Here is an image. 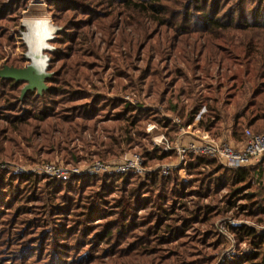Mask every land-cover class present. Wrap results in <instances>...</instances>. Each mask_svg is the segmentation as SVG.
Listing matches in <instances>:
<instances>
[{
  "label": "trees",
  "instance_id": "1",
  "mask_svg": "<svg viewBox=\"0 0 264 264\" xmlns=\"http://www.w3.org/2000/svg\"><path fill=\"white\" fill-rule=\"evenodd\" d=\"M28 1L0 0V65L27 61L16 26ZM45 2L63 27L50 41L55 48L45 51L54 73L47 90L27 91L21 100L24 82L0 79V158L21 154L37 163L58 150L76 163L68 147L75 139L103 160L135 148L145 163L174 158L152 145L143 126L156 122L171 134L179 126L107 97L104 84L158 90L168 110L181 114L188 106L183 124L205 106L198 126L214 138L228 121L234 140L245 128L264 131V0ZM215 161L188 154L187 185L176 170L46 179L1 168L0 264H212L223 241L217 218L232 210L264 219V159L253 167ZM229 229L253 249L221 264H264V230L242 223Z\"/></svg>",
  "mask_w": 264,
  "mask_h": 264
},
{
  "label": "rangeland",
  "instance_id": "2",
  "mask_svg": "<svg viewBox=\"0 0 264 264\" xmlns=\"http://www.w3.org/2000/svg\"><path fill=\"white\" fill-rule=\"evenodd\" d=\"M29 2H30V0L28 1V3ZM28 3H27L26 9L21 10L20 17L18 18V24L16 26V28L19 29V32L24 31L23 34H21V32H20L19 40L21 39L22 43H24V41H25L24 36H25L26 31H27V26L24 25V19H26V18L34 19V18H40V17L45 18L46 17L49 19V22H48L49 25H47L45 23V25L48 26V31L50 30V28H53V30H52V34L49 35V33H51V32H48L46 37L41 40V44H40V47L38 49V52L43 48L44 45H45L44 47H46L48 44L54 49L55 47L53 46V44L50 43V41L55 39V34L59 31V30L55 31V28H56V26L61 27V29L63 27L55 25L53 23L51 14L48 12L47 4L45 7L40 6V5H34V6L28 7ZM44 22H46V19H44ZM19 27H21V28H19ZM155 31H157V30H155ZM162 31L164 34L167 33L164 30H162ZM28 34H30V32ZM161 35H162V32H161L160 36ZM26 40H27V36H26ZM155 40L157 41L156 35L153 37L152 42H154ZM27 42L25 41V43L28 45L29 42L28 43ZM29 45H28V51L30 50L29 53H31V46H29ZM7 49L10 50L8 47H7ZM53 49H51V50H53ZM51 50H48V51H51ZM43 52H45V50H43ZM17 53H18V48H15L14 50H11V52H10L11 55H16ZM5 58L6 57H2L0 59V64L4 62ZM50 60H51V58H50ZM199 61H202V60H199ZM49 66H50V61H49ZM50 72L54 73L53 71H50ZM122 82L126 83V80H123ZM211 83H213V82H211ZM157 91L158 90H156V89H149V91H147V89H143V88L132 89L129 86L126 88H120V89L115 88V90H112V89H110V87H108L106 84H104V93L107 95V97H109L111 99L119 98V99H123L124 101H127L128 103L132 104L133 106H136V107L141 106V109H148V110L152 111L153 113L162 117L164 120L169 121L170 123H172L171 117L177 116L180 119V125H178L179 127L183 126V125L187 126L188 124H191V125L199 128L198 121H199L201 113L206 112L205 106H201L199 109V112L194 116L193 119H195V117L199 116L198 120L195 121L194 124H192L191 121H190V123L183 124V121L185 122V119L188 116V111H189L188 106L185 107L183 109V111L180 112L181 114H178L177 112H174L172 110H168L169 109L168 104H166L165 102L162 103L161 101H159L156 98L157 97V94H156ZM232 108H233V104H231V106L228 108V111L231 110ZM231 123H232L231 121H228L225 124L226 128L224 130L222 129L221 133L215 138H225V139L227 138V140H231L233 143L239 142L240 139L234 140L233 138L230 137ZM143 129H144V132L148 135L149 141L152 143V145H154L158 148H160V146L156 145L155 143L157 140L159 141L160 139H162L161 135L167 136L170 140H173L177 137V135H176L177 133L171 134V132L167 131V127L162 128L156 122H146L143 126ZM87 137H88L87 141H90L89 135H87ZM68 147L69 148L72 147V149L76 150V153L78 155L77 157L79 159V161H77L76 163L65 162L64 159H65V157H67L68 152L65 153L64 151H58L57 150L52 154V157L48 161H44V160L39 159L37 161V163L29 160L27 155H21V154H18V156L16 158H10V157L0 158V170L2 168L1 165H7L4 168V169H6V171H5L6 173H16V174L20 173V172H16L14 170V169L19 168V167L24 168V172H35V171H33L34 167L41 166L42 164L48 163V162H51L57 166L64 167L66 169H74L76 167H84L87 164L95 162L97 160H103L102 158L94 157V155H91V156L89 155V150L93 149V147L90 144L82 145L80 141L75 139V140L70 142ZM86 149H87V151H85ZM135 149H137V148H135ZM134 150L125 151L117 157L105 159L103 161L119 159L121 156H123L125 154H129V153L130 154L135 153L138 155H142L140 152H136ZM35 158H37L36 155H35ZM172 159L173 158L163 160V161L148 162L146 164H147V167L149 168L150 166L156 165L158 163L159 164L166 163ZM215 162L218 164H221L217 160ZM221 165H223V164H221ZM180 166H182V165H180ZM179 167L172 169V171L176 170L177 174L179 176V180L182 181L186 185L189 184V182L192 180V174L187 172L186 167H185V170L183 172H180L178 169ZM172 171H170V172H172ZM35 173H37V172H35ZM148 173H150V172H147L146 175ZM38 174H41V173H38ZM136 174H138L141 178H144L146 176V175H142L139 173H136ZM92 175H95V174H92ZM42 176L46 177V179H51V176L48 174H43ZM255 187H257V186L254 185L252 188L254 189ZM226 191H227V189H223L222 191H220L218 194V197L221 198L222 195L224 193H226ZM241 223L255 226L256 229H258L260 231L264 230V219L262 222H255L251 219H248L246 216H244V214L243 215L242 214L241 215L240 214H234V212L232 210L229 211L227 213V215H224V216L217 218L213 224V227L218 232V234L221 235L223 241L221 242L220 246L217 249H215L214 251H212V253H211L212 257H213L212 264H221L224 259H226L229 256L235 255L236 253H244V252L251 253V251L253 249L252 245H250L246 242H242V243L238 244L235 236L232 234V232L229 229L230 225H234V224L236 225V224H241Z\"/></svg>",
  "mask_w": 264,
  "mask_h": 264
},
{
  "label": "built area",
  "instance_id": "3",
  "mask_svg": "<svg viewBox=\"0 0 264 264\" xmlns=\"http://www.w3.org/2000/svg\"><path fill=\"white\" fill-rule=\"evenodd\" d=\"M40 5L46 6L45 0H30L29 6ZM22 24V23H21ZM23 34L24 31H20ZM199 116L192 121L194 124ZM172 123L180 125L179 117H171ZM177 137L170 140L167 136L161 135L162 139L156 141V145L160 146L163 151H173L175 157L162 164H156L147 167L142 157L138 154H125L119 159L109 161L97 160L89 163L84 167H76L74 169H66L57 166L51 162L36 166L33 171L41 174H48L52 177L62 178L73 174H106V173H122L135 172L146 175L147 172L156 171L162 175H167L172 169L179 167V171L183 172L186 165V156L188 154L209 156L228 167H253L264 159V131L253 132L249 128H245L243 138L237 143H233L227 138H214L205 129L197 128L191 124L180 126L177 131ZM7 165H1L5 168ZM16 172L24 171L19 167L14 169ZM262 196L264 197V178L262 179Z\"/></svg>",
  "mask_w": 264,
  "mask_h": 264
},
{
  "label": "water",
  "instance_id": "4",
  "mask_svg": "<svg viewBox=\"0 0 264 264\" xmlns=\"http://www.w3.org/2000/svg\"><path fill=\"white\" fill-rule=\"evenodd\" d=\"M61 27L56 26V30H60ZM26 45V51L24 56L27 62L21 66H13L3 64L0 66V79H13L15 82L23 81L24 85L21 88L19 99L21 100L27 91L35 90L37 94H42L44 90L48 89L46 85V79L51 78L52 72L49 69L50 57L43 50L48 51L53 49L49 44L43 47L39 53L30 56L28 54V45Z\"/></svg>",
  "mask_w": 264,
  "mask_h": 264
},
{
  "label": "bare ground",
  "instance_id": "5",
  "mask_svg": "<svg viewBox=\"0 0 264 264\" xmlns=\"http://www.w3.org/2000/svg\"><path fill=\"white\" fill-rule=\"evenodd\" d=\"M44 19H46V22H44ZM48 22H49V19L46 17L45 18L40 17V18H34V19L32 18L24 19V25L27 26V31L25 33L24 38L26 42L27 41L29 42V43L27 42L28 45L30 44L29 46H31V53H29L30 50L28 51V54L30 56H33L34 54L39 53L38 49L40 47L41 40L46 37L48 32H51L49 33V35L52 34L53 28H50V30L48 31V26H47L49 25ZM45 23L47 25H45ZM29 32L30 34H28ZM26 36H27V40H26Z\"/></svg>",
  "mask_w": 264,
  "mask_h": 264
},
{
  "label": "crops",
  "instance_id": "6",
  "mask_svg": "<svg viewBox=\"0 0 264 264\" xmlns=\"http://www.w3.org/2000/svg\"><path fill=\"white\" fill-rule=\"evenodd\" d=\"M231 141V140H230ZM232 142V141H231Z\"/></svg>",
  "mask_w": 264,
  "mask_h": 264
}]
</instances>
